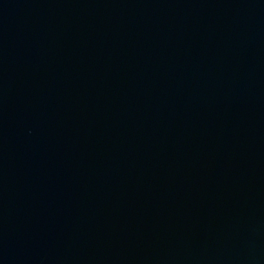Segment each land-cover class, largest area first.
Wrapping results in <instances>:
<instances>
[{"label":"water","instance_id":"water-1","mask_svg":"<svg viewBox=\"0 0 264 264\" xmlns=\"http://www.w3.org/2000/svg\"><path fill=\"white\" fill-rule=\"evenodd\" d=\"M0 264H264V0H0Z\"/></svg>","mask_w":264,"mask_h":264}]
</instances>
